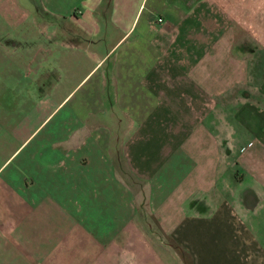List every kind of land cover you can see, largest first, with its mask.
<instances>
[{"label":"crops","instance_id":"obj_1","mask_svg":"<svg viewBox=\"0 0 264 264\" xmlns=\"http://www.w3.org/2000/svg\"><path fill=\"white\" fill-rule=\"evenodd\" d=\"M22 3L0 264H264V0Z\"/></svg>","mask_w":264,"mask_h":264},{"label":"rangeland","instance_id":"obj_2","mask_svg":"<svg viewBox=\"0 0 264 264\" xmlns=\"http://www.w3.org/2000/svg\"><path fill=\"white\" fill-rule=\"evenodd\" d=\"M22 1L21 0H0V37L1 38H3L4 36H6V38L8 37L9 27L7 24V20H8V12H9V9L11 8L8 5L14 6L13 4H15V7L11 11L12 12L11 18L16 16V19H24L23 16L28 14L23 9L24 4L22 3ZM14 10L16 11L15 13L13 12ZM2 46L3 45H0V52L7 53L6 49H2L3 48Z\"/></svg>","mask_w":264,"mask_h":264},{"label":"built area","instance_id":"obj_3","mask_svg":"<svg viewBox=\"0 0 264 264\" xmlns=\"http://www.w3.org/2000/svg\"><path fill=\"white\" fill-rule=\"evenodd\" d=\"M158 20L161 21V18H159Z\"/></svg>","mask_w":264,"mask_h":264}]
</instances>
